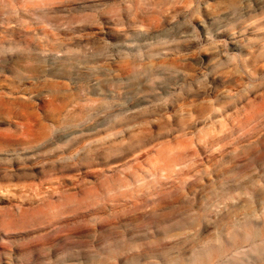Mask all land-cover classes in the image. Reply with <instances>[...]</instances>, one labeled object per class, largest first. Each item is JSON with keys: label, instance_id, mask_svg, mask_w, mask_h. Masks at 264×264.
<instances>
[{"label": "clouds", "instance_id": "9594fccd", "mask_svg": "<svg viewBox=\"0 0 264 264\" xmlns=\"http://www.w3.org/2000/svg\"><path fill=\"white\" fill-rule=\"evenodd\" d=\"M264 264V0H0V264Z\"/></svg>", "mask_w": 264, "mask_h": 264}, {"label": "rangeland", "instance_id": "374dc122", "mask_svg": "<svg viewBox=\"0 0 264 264\" xmlns=\"http://www.w3.org/2000/svg\"><path fill=\"white\" fill-rule=\"evenodd\" d=\"M21 253L19 252V250L17 251V260H16V264H28V259L26 256H24L22 259L21 257Z\"/></svg>", "mask_w": 264, "mask_h": 264}]
</instances>
